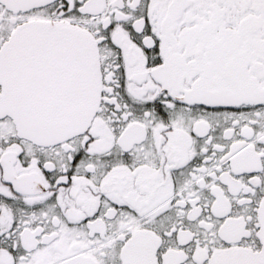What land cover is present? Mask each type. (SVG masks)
Here are the masks:
<instances>
[{
    "label": "snow or ice",
    "instance_id": "snow-or-ice-1",
    "mask_svg": "<svg viewBox=\"0 0 264 264\" xmlns=\"http://www.w3.org/2000/svg\"><path fill=\"white\" fill-rule=\"evenodd\" d=\"M0 264H264V0H0Z\"/></svg>",
    "mask_w": 264,
    "mask_h": 264
}]
</instances>
